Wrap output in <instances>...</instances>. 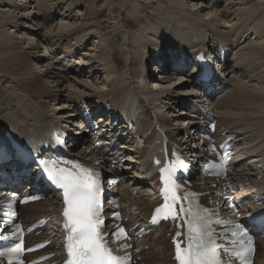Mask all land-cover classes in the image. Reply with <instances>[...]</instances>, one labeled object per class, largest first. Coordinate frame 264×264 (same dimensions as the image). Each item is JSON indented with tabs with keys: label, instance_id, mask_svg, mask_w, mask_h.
Instances as JSON below:
<instances>
[{
	"label": "bare ground",
	"instance_id": "1",
	"mask_svg": "<svg viewBox=\"0 0 264 264\" xmlns=\"http://www.w3.org/2000/svg\"><path fill=\"white\" fill-rule=\"evenodd\" d=\"M68 1L67 9L64 4ZM163 1H109L110 6L117 5L120 10L114 28L115 33H119V48L90 47L77 62H69L89 38L108 42L116 36L106 32V28L101 27L102 21L97 20V0H0L3 7L10 6L0 9V89L6 104L0 116V143L18 139L29 144L49 134L51 129L61 128L82 142L88 137L87 133L75 130L82 128L83 121L76 126L74 121L82 117L83 111L98 121L105 119L106 124L102 126H107L105 130L117 141L115 145L103 138L113 152L110 162L116 156L119 157L117 163L126 158L119 176L121 181L117 184L121 210L124 217H128L129 226L139 223L138 228L144 225L157 204L156 199H151L157 186L152 157L163 146V137L170 146L184 147L186 153L196 146L191 160L201 156L200 141L196 142L192 130L204 122L193 119L197 113L188 111L193 106L204 107L214 115L217 127H222L217 130V136L224 129L235 135L236 146L245 157L242 166L247 167L246 171L236 174L237 177L247 178L253 182L252 186L258 184L260 190H264V178L257 177L259 172H264V0H223L222 7L219 6L222 0H166L164 4ZM142 3L144 7L139 5ZM156 4L160 7L154 9L163 11L164 16L152 22L147 8L152 9ZM81 6L86 12L79 11ZM59 10L63 14H59ZM88 13L87 21H95L91 26H87L89 23L84 17ZM54 17H58L56 24L37 29ZM15 24L19 28L9 32L8 27ZM33 24L38 25L37 28ZM85 31L86 34H80ZM23 34L31 36L27 39ZM71 41L74 49L67 48ZM55 47L60 50V58H68L64 63L54 59ZM113 49L117 50L120 62L114 59ZM200 50L210 57L219 51L233 54L222 68V75L228 78L226 88L214 102L202 96L198 85L191 82L185 91L193 95L190 102L180 100L178 86L163 85L166 77L163 74L171 70V65L181 63V68L189 69V59ZM149 59L154 61L155 71L159 69L158 82H152L157 90L149 86L148 78L154 74L148 66ZM83 60L90 65H83ZM34 63L46 67L42 74L36 71ZM193 71L188 72L185 81ZM83 72L87 78L89 74L103 75L104 84L97 82L98 79L96 82L83 80ZM89 147L86 151L76 146L75 153L88 162L103 158V166L108 157L107 149H95L93 144ZM146 175L151 176L150 180L145 181ZM193 178L196 190L207 192L204 200L211 202V206L218 202L219 208L224 209L226 204L215 196L216 187L211 185V180L201 176ZM251 190L244 188L245 192L239 197ZM59 208L58 199L52 195L21 206V221L26 225L41 218L49 219L51 233L46 226L40 235L29 237L30 244L52 241L40 254L57 251ZM167 231V224H161L135 245L134 250H139L136 256L143 257L144 264H173ZM257 244L255 262L264 264V251L260 250L261 246L264 248V238ZM146 246L149 248L142 251ZM57 258L60 257L54 259Z\"/></svg>",
	"mask_w": 264,
	"mask_h": 264
},
{
	"label": "snow or ice",
	"instance_id": "2",
	"mask_svg": "<svg viewBox=\"0 0 264 264\" xmlns=\"http://www.w3.org/2000/svg\"><path fill=\"white\" fill-rule=\"evenodd\" d=\"M73 163V168H60L58 171H46L47 178L63 190L64 203V228L66 235L65 264H127L126 257L114 255L113 249L109 246V238L102 231L103 222L101 219L98 174L91 169ZM157 164L160 161H156ZM42 169H47V162H40ZM168 168H162L161 173L168 172ZM172 199H177V186L171 185ZM169 194V188H165V197ZM183 199V197H181ZM165 208L169 204L164 205ZM157 212L160 209H156ZM189 217L187 221L190 225L188 229V247L181 248L179 242H175V259L178 264H221L222 256L218 251L219 245L212 238V232L206 221L197 215L192 209L187 211L183 206L179 210ZM259 215L264 216V213ZM175 218V217H174ZM124 233L123 228H118L112 233L117 239ZM180 233H177L179 236ZM233 236L237 233L233 232ZM247 235V233H244ZM207 241V242H206ZM239 243L243 246L244 240ZM251 244V237L248 238ZM124 248V245L120 246ZM30 250V249H29ZM15 254L20 252L17 247L13 250ZM4 255V253H0ZM238 258L246 260L241 253Z\"/></svg>",
	"mask_w": 264,
	"mask_h": 264
},
{
	"label": "rangeland",
	"instance_id": "3",
	"mask_svg": "<svg viewBox=\"0 0 264 264\" xmlns=\"http://www.w3.org/2000/svg\"><path fill=\"white\" fill-rule=\"evenodd\" d=\"M109 1H111V0H97V2H96V5H97V7H98V9H99V15L97 16L98 18H97V20L100 22V21H102V25H101V27H103V29H104V27L106 28L105 29V31L106 32H111V35H114V34H116V36L115 37H111V40L110 41H108V42H106V40H104V41H101V39L100 40H96L95 41V38L94 37H91V38H89L88 39V37H87V39H88V41L87 42H85V44H84V47L83 48H81L82 50H79L78 52H77V54H74L73 55V57H71L69 60H71V61H69V62H72V61H75V62H77L78 61V58H80V55L81 54H83V56H85L84 54L89 50V48L90 47H93V48H95L96 46V48H101L102 46H105V45H108L107 47L108 48H119V33H115V31H114V28H115V25H116V21H117V17H119V12H120V10H119V7L117 6V5H114V6H110L109 4H108V2ZM14 2H18V0H14ZM164 3H166V0H164L163 1V4ZM36 4V3H35ZM138 4V3H137ZM144 4V5H143ZM33 6H34V3L32 4ZM68 5H69V1H68V3L67 4H64V7H67V9H68ZM140 5V7H144L145 6V3H142V4H139ZM142 5V6H141ZM153 6V8L151 9V8H147V10L148 11H150V16H151V21L153 22L154 21V19H158V18H163V11H161V12H159L158 10H156L158 7H160V5L158 4H156L155 6L154 5H152ZM219 6L220 7H222L223 6V0L221 1V2H219ZM1 8H6V9H9L10 8V6H6V7H3L2 6V4H0V9ZM84 7H79V11L81 12L82 10L84 11V12H86V8H84ZM154 8H156V9H154ZM145 9V8H144ZM154 9V10H153ZM159 9V8H158ZM12 10V9H11ZM32 12H34V10H32V9H30ZM36 10V9H35ZM60 11V12H59ZM59 11H57V12H59V14H63V11L62 10H59ZM76 11V9L73 11V12H75ZM56 12V11H55ZM83 12V13H84ZM58 14V13H57ZM132 14V13H131ZM161 15V16H160ZM56 16V15H55ZM62 16H64V15H62ZM82 16V15H81ZM84 17H86L85 19V21H87V19H88V17H89V13L88 14H86ZM84 17H82V18H84ZM55 18V19H54ZM54 18H52V19H50L49 21L50 22H47V23H45L46 25H43V24H41V25H39V27L37 28L36 26H38V25H35V24H33V26H35V28H37V29H43V27L42 26H48V25H51V24H56L57 22V18L56 17H54ZM126 19V18H125ZM95 20V19H94ZM106 20V21H105ZM123 21H125V20H123ZM127 22H129V20L127 21ZM87 23H89L88 21H87ZM93 23V22H92ZM92 23H89L87 26H91L92 25ZM94 23H95V21H94ZM93 23V24H94ZM119 23V21L117 22V24ZM31 25H32V23H30ZM144 23H142L141 25H139L138 26V28L139 27H141L142 25H143ZM30 25V26H31ZM208 26H213V25H208ZM136 27V26H135ZM15 28H19L18 26H17V24H15V25H11V26H9L8 27V31L9 32H12V30L11 29H15ZM111 28V29H110ZM137 28V29H138ZM137 29H135L134 28V30H137ZM86 32L87 31H85V32H83V33H80V34H86ZM28 35H30L31 36V34H23V36H25V38H27V39H29L28 37ZM254 36V35H253ZM250 37L252 38V35H250ZM86 39V40H87ZM73 40H75L74 39V37H73ZM95 42H94V41ZM37 41L39 42V40L37 39ZM99 41H100V43H99ZM35 42H36V40H35ZM73 43V44H72ZM107 43V44H106ZM49 45V44H48ZM68 46H67V48H71L72 47V49H74V47L75 46H73L74 45V42L73 41H71L70 43H68L67 44ZM45 48H46V45H45ZM54 49V59H59L60 60V62L61 63H64V60L66 61L68 58H64V57H61L60 58V50H58L56 47L55 48H53ZM85 49H86V51H85ZM84 52V53H83ZM113 53L115 54V56H114V59H116V60H118L117 58H119V55H117V50L116 49H113ZM42 54L43 55H45L43 52H42ZM229 56L230 57H232L233 56V54H231V52L229 51ZM120 57H121V55H120ZM229 57V58H230ZM230 60V59H229ZM84 62H83V65H85V66H88V64L90 65V63H87V64H84L85 63V61H87V60H83ZM119 62H120V59L118 60ZM74 63V62H73ZM149 64H148V66H149V68H151L153 71H154V74H153V77H150V78H148L149 79V86H152V88L153 89H155V90H157V85L155 84H153L152 82L154 81V83H155V81L156 82H158V76H159V71H158V69H156V71H155V64H154V61H151V59H149V62H148ZM95 64H97V63H95ZM79 66H80V63L78 64ZM34 66H35V69H36V71H38L39 73H43V71L46 69V67H39V64H36L35 65V63H34ZM74 66V65H73ZM82 67H84V66H82ZM44 69V70H43ZM42 70V71H41ZM86 70H88L87 68H86ZM0 72H2V70H1V68H0ZM173 73H176L175 71H174V66H171V70H167L163 75H165L166 77H165V81H164V83H163V85H165V86H170L171 88L172 87H175V86H178V89H179V92H180V94H181V98H180V100L183 98V99H185V100H187L186 102H190L191 100H193V95L192 94H190V93H185V91H186V89H188L187 87H188V83L190 84V81L189 80H186L185 81V78H187V76H186V74H179V73H176L175 75H173ZM177 75V76H176ZM87 76L88 75H86V72H83L82 73V77H83V80H87V79H89L91 82L93 81V79L95 80V82H96V79H98V81L97 82H99V83H103L104 84V81H105V79H104V77H103V75H99V77H96L95 75H90L89 74V76H90V78H87ZM94 77V78H93ZM96 77V78H95ZM164 77V76H163ZM183 78V79H182ZM227 78V77H226ZM151 79V80H150ZM162 79V78H161ZM228 79V78H227ZM94 82V81H93ZM180 83H181V85H180ZM100 86V85H99ZM218 98V95H216V96H214L212 99H210L209 101L210 102H214L216 99ZM215 99V100H214ZM2 100V101H1ZM180 100H179V103H180ZM4 104V105H3ZM5 103H4V100H3V97H2V93H1V89H0V116H1V114H3L2 112L3 111H5L6 110V108H5ZM5 109V110H4ZM205 109V108H204ZM206 110V109H205ZM164 116H167V118L168 119H170V117H169V114L168 115H166V113L164 114ZM74 124H75V126L76 125H78L79 124V120L78 119H76L75 121H74ZM90 144V142L88 143V145ZM191 144H193V142H191ZM82 149H86V151H87V148H82ZM129 171H131L132 172V170L130 169ZM21 210V209H20ZM167 237V236H166ZM149 247L148 246H146V247H144V249H142V251L143 250H147ZM260 250L261 251H264V248L261 246V248H260ZM139 258V257H138ZM144 262H145V260H144V258L143 257H141L140 256V263L139 264H144Z\"/></svg>",
	"mask_w": 264,
	"mask_h": 264
}]
</instances>
